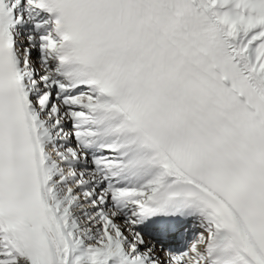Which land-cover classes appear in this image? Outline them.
Returning a JSON list of instances; mask_svg holds the SVG:
<instances>
[{
	"label": "snow or ice",
	"instance_id": "6c2138e0",
	"mask_svg": "<svg viewBox=\"0 0 264 264\" xmlns=\"http://www.w3.org/2000/svg\"><path fill=\"white\" fill-rule=\"evenodd\" d=\"M0 264H264V0H0Z\"/></svg>",
	"mask_w": 264,
	"mask_h": 264
}]
</instances>
